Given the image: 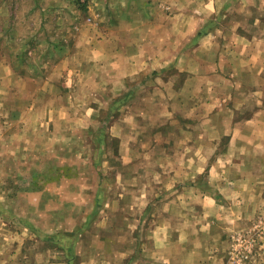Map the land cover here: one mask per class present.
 <instances>
[{"label":"crops","instance_id":"crops-1","mask_svg":"<svg viewBox=\"0 0 264 264\" xmlns=\"http://www.w3.org/2000/svg\"><path fill=\"white\" fill-rule=\"evenodd\" d=\"M256 1L108 0L115 15L111 29L102 38H74L71 53L36 88L44 98L19 104L9 97H15L14 72L7 67L0 74V264H31L17 256L36 231L44 238L77 232L79 224L73 221L81 219L86 200L80 182L61 176L46 180L47 170L34 168L48 155L49 143L42 145L49 138L54 148L56 140H79L80 130L71 128L73 123L98 121L96 110L112 108L117 98L123 110L132 94L152 111L166 108L168 116L183 111L184 161L173 168L183 179L178 185L169 183L166 195L149 196L141 190L133 211L120 213L136 221L130 253L119 250L118 260L90 254L80 264H228L229 236L249 228L264 207V15L253 12L264 10V3ZM54 72L61 73L63 86L50 79ZM38 76L44 77L40 72ZM87 77L98 94L85 105L87 117L81 118L75 112L80 108L75 92L87 87ZM64 119L71 125L66 130L60 127ZM82 136L100 137L95 132ZM38 147L47 149L36 151L39 157L30 162L29 155L35 154L31 150ZM5 156L9 164L3 163ZM24 156L26 165L20 158ZM27 172L32 175L21 185L18 177ZM7 188L13 191H3ZM49 188L55 196H48ZM31 191L39 192H33L35 197L25 194ZM105 206L96 216L104 226L119 213L111 202ZM17 223L25 227L20 232ZM5 245L6 256L1 251ZM257 248L244 264H264V236Z\"/></svg>","mask_w":264,"mask_h":264},{"label":"rangeland","instance_id":"rangeland-1","mask_svg":"<svg viewBox=\"0 0 264 264\" xmlns=\"http://www.w3.org/2000/svg\"><path fill=\"white\" fill-rule=\"evenodd\" d=\"M107 1L0 0V74L7 71V67L11 68L16 83L15 97L13 93L9 97L19 104L33 97L44 98L36 88L47 80L45 75L50 76V71L53 72L57 67L60 58L71 53L74 38H102L107 34V30L111 29L110 22L115 17L112 16L114 13L110 11ZM261 3H264V0L256 1L257 5ZM160 6L165 11L169 9L166 4ZM253 12L258 17L264 15L261 8H256ZM121 34L127 38L125 31ZM39 72L44 77H39ZM33 74L37 76H32ZM60 75L61 73L56 76L54 72V78L50 79H53L54 84L63 86V78ZM89 80V77L85 79L87 87L79 86L78 92H75L80 101V108L75 112L79 111L81 118L87 117L85 105L94 102L93 96L97 97L98 94L89 87ZM48 81L51 80L48 78ZM4 83L8 85L7 80ZM10 91L12 92V89ZM58 94L61 99H65L63 91L59 90ZM49 96L48 93L46 99H50ZM118 102L117 98L111 102L112 108L108 106L105 110H96L100 115L96 117L98 121L95 119L92 123H84L85 120H82L78 124L73 123L71 127L70 121L64 119L65 123L60 126L61 129L66 130L67 126L75 130L79 128V140H56L57 146L54 148L50 145L53 139L49 138L42 145L49 143L48 155L43 157L41 163L36 162L34 168L46 169V180H51L53 176L78 180L81 194L86 199L85 205L82 204L80 208L81 219L73 221L74 224H79L77 232L52 234L53 236L44 238L40 237L36 228H32L36 231L35 236L24 241L17 260H29L31 264H80L82 258L86 260L90 254L96 259L106 256L107 259L118 260L121 257L119 250H127V253H130L128 250L134 249V236L137 234L133 227L136 221L125 220L121 218L120 213L133 211L131 205L135 203V195L140 194L141 190L149 196L166 195L169 183L171 185L173 180L177 182L183 179L182 172L173 171V168L184 161L183 111L179 110L173 116L166 115V108L152 111L151 107L143 106L133 94L126 101L127 105L123 110L119 109ZM95 103L105 105L100 101ZM168 117L174 118L175 122L171 123ZM114 121L116 123H113ZM86 132H95L100 137L89 140L82 136ZM44 150L39 147L38 150H31L35 154H30L28 160L32 162L37 159L39 156L36 155L39 153L36 151L42 153ZM42 156L40 155L41 158ZM25 157L20 158L22 164L26 165L28 163ZM13 158L16 160V157ZM9 162V158L5 156L3 163ZM13 163L14 161L11 164ZM37 172L35 170L34 174ZM23 175L18 177L22 179L19 180L21 185H25L23 179L28 181V175L32 174L27 172V175ZM36 179L34 187L38 190L39 177ZM63 187L62 185L61 190ZM54 190L49 188L51 192H48V196H55ZM171 190L173 188L169 191ZM3 191L13 190L7 188ZM33 192L39 191L25 194L31 193L30 195L35 197ZM54 193L55 195H52ZM106 202H111L114 210L119 213L111 219L108 218L104 226L103 218L96 219V216L103 213ZM105 207L106 210L111 208ZM261 210L249 228L229 236L228 264L246 263L261 245L264 236V207ZM84 213L87 215L86 220L83 219ZM19 221L15 219V223ZM16 225L20 232L23 226L18 223ZM97 245H106L110 250L105 253L104 248L100 249ZM6 247H1L5 256L9 252Z\"/></svg>","mask_w":264,"mask_h":264}]
</instances>
